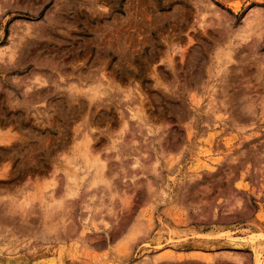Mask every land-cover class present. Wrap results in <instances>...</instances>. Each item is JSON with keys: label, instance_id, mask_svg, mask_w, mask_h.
Instances as JSON below:
<instances>
[{"label": "rangeland", "instance_id": "obj_1", "mask_svg": "<svg viewBox=\"0 0 264 264\" xmlns=\"http://www.w3.org/2000/svg\"><path fill=\"white\" fill-rule=\"evenodd\" d=\"M0 264H264V0H0Z\"/></svg>", "mask_w": 264, "mask_h": 264}, {"label": "bare ground", "instance_id": "obj_2", "mask_svg": "<svg viewBox=\"0 0 264 264\" xmlns=\"http://www.w3.org/2000/svg\"><path fill=\"white\" fill-rule=\"evenodd\" d=\"M86 159H87V156H86ZM88 161H89L88 164L90 165V168L95 169L98 178H101L102 177V169H101L98 161H90L89 159H88Z\"/></svg>", "mask_w": 264, "mask_h": 264}]
</instances>
